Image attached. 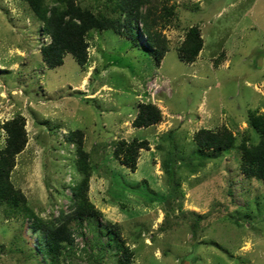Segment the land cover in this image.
<instances>
[{
  "label": "rangeland",
  "instance_id": "rangeland-1",
  "mask_svg": "<svg viewBox=\"0 0 264 264\" xmlns=\"http://www.w3.org/2000/svg\"><path fill=\"white\" fill-rule=\"evenodd\" d=\"M105 1L75 3L113 17ZM166 4L175 14L160 29L168 51L158 65L144 35L132 46L104 30L86 36L84 65L66 54L49 68L41 22L24 1L0 0V151L6 122L21 117L26 134L10 181L42 223L69 214L81 174L77 142L68 136L79 131L91 166L86 198L102 229L115 225L130 264H264V181L243 175L236 149L211 159L193 143L201 128L225 127L238 143L259 139L248 114L264 120V0ZM191 26L203 46L187 64L176 50ZM141 103L156 106L160 122L133 127ZM132 139L148 145L134 170L113 157L118 142ZM33 220L0 206V264H48L36 249ZM93 225L70 223L73 243L60 264H116L118 248H108L107 234Z\"/></svg>",
  "mask_w": 264,
  "mask_h": 264
},
{
  "label": "trees",
  "instance_id": "trees-1",
  "mask_svg": "<svg viewBox=\"0 0 264 264\" xmlns=\"http://www.w3.org/2000/svg\"><path fill=\"white\" fill-rule=\"evenodd\" d=\"M30 12L41 22V31L48 37L41 47V58L49 68H55L63 63L66 54L73 57L79 66L87 61L88 44L86 36L91 31L109 30L126 37L132 46L138 45L140 34L145 37V49L154 57L156 65L168 51L167 40L161 34L169 20L174 16L173 6L166 0H106L103 3L114 16L94 14L91 10L81 8L75 0H22ZM141 25L140 31L137 26ZM203 46V40L197 26L189 27L184 39L177 48V58L183 63H192ZM161 120L159 109L151 103H141L138 113L132 121L135 128H148ZM248 124L258 134V141H249L243 137L238 143L232 132L222 127L211 131L201 128L193 135V143L205 158H217L221 152L236 149L240 155L239 168L249 180L264 181V120L255 112L248 114ZM6 131L5 145L0 151V206L14 214L33 218L32 232L36 235V249L48 258V264H60V259L66 248L73 243L71 222L82 225L85 221L93 225L98 233L108 236V248L116 247L120 255L116 264H130L131 252L121 245L115 225L108 224L104 229L97 222L102 217L86 198L88 180L91 175L89 155L83 150L80 132H72L68 140H75L77 153V170L80 180L72 188L74 198L72 211L60 214L58 219L50 223H42L34 217L26 207L25 198L15 189L10 181V173L14 167L16 155L22 152L26 144L24 122L21 117L12 119L4 125ZM78 138V139H77ZM77 139V140H76ZM140 149H148L147 141L132 139L130 142L120 141L115 145L113 157L131 170L135 169ZM170 159V158H169ZM166 162V172L171 175V161ZM32 215V216H31ZM31 216V217H30ZM195 233L197 223L191 224Z\"/></svg>",
  "mask_w": 264,
  "mask_h": 264
}]
</instances>
